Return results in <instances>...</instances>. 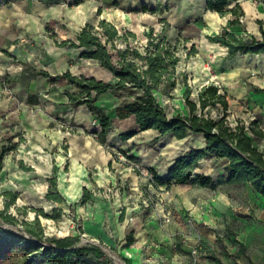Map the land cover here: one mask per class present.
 I'll return each mask as SVG.
<instances>
[{"label":"rangeland","instance_id":"1","mask_svg":"<svg viewBox=\"0 0 264 264\" xmlns=\"http://www.w3.org/2000/svg\"><path fill=\"white\" fill-rule=\"evenodd\" d=\"M236 2L239 6L237 14L221 18L206 10L205 0H105L99 13L90 17V22L95 25L98 20L104 19L116 27H125L133 32L140 42H144L142 33L148 27H153L155 31L164 29L172 42L177 39L189 40L186 46L190 47L193 44L197 54L189 60L182 59L178 72L185 74L186 83L192 90L189 99L196 104L195 114L213 120L223 116L225 120L228 118L232 123L233 120L240 121L245 126L251 121H258L261 126L260 119L249 115V109L244 110L243 107L236 109L227 105L224 110L219 104H215L202 110L199 108L197 94L201 88L216 87L218 93L225 94V100L228 102L223 85L227 83V80L241 75V85L247 87V76L248 78L260 76L264 70V54L258 55L257 58L251 55L228 56L226 51L222 50L223 48L213 47L206 39V36H212L221 31L228 20H237V24L228 28L235 34L246 30L255 36L259 35V28H264V0H237ZM233 5L234 3H230L229 7ZM40 25L30 26L28 30L14 28L17 37L14 40V48H11L13 52L3 53L0 49V57L2 55L11 57L15 54L16 60L26 61L36 69L45 66L48 62L46 69L63 71L64 66L61 63L49 62V56L54 57L49 44L52 43V37L56 41H61L62 36L71 35V29L63 18H58V13L54 9L51 12V19L45 23L44 28L41 29ZM48 52L51 54L49 55ZM82 69V72L93 74L96 80H104L107 83L111 81V78L100 68L88 65L83 66ZM71 72L75 70L72 69ZM6 75V71L0 69V153L5 151L0 171V191L17 193L15 208L27 206L42 210L50 217L59 214L56 219L38 216L45 238L53 240L72 236L76 238V241L71 248L86 247L102 250L105 255L102 262L95 261L94 257L88 254L85 259L86 264H144L139 260L135 262L133 257L125 260L117 254L116 248L122 240L111 239L114 245L110 247L106 239L95 238L93 235L97 230H103L105 234L110 230L106 218V212L109 210L108 201L110 203L115 201L117 204L118 195L124 196L123 203L127 204L131 201L132 197L126 198L130 195L129 179L125 175L127 170L132 172L138 170L137 175L141 179V184H145L147 179L155 178V174L148 168L139 167L138 159L134 155L147 146L156 147L165 156H169L174 146L168 145L167 140L162 141L161 144H155L153 140L148 142V137L152 133L137 132L133 149L104 144L103 151L109 161L97 160L94 157L95 154L92 155L91 146L87 144L99 138L100 128L96 122L97 117L101 113L111 116L113 107L123 100L122 96L108 92L106 97L99 98V104L102 106L99 109L100 112L91 114L84 106L70 108L62 94L57 93L58 85H52V88L49 86L45 89L47 93L40 96L43 100L41 103L30 107L21 106L19 109L15 104V96L12 94ZM182 90L179 86L172 90L174 98L165 96L163 88L154 92L157 103L169 118L176 114L182 116L189 114L187 106L178 98ZM132 131H135V128L130 121L118 127L119 134ZM73 139L77 142L76 147L69 150L70 140ZM191 141L195 142L194 139ZM210 158H212L211 155L206 157L207 165L210 164L217 169L218 162H209ZM100 163L108 167V170L97 167ZM25 168L30 170L27 171ZM51 178L56 180L57 192L66 198V200L63 199V203H56L45 198V192L50 187L48 180ZM84 189L92 193L91 196L99 199L100 202L105 201V207L99 209L95 208L93 203L79 204L78 201ZM166 190L163 188V191H160L157 187L148 185L147 195L141 188L140 197L135 202L140 200V206L143 209L152 211L162 220V215L166 213L164 207L168 208ZM121 207L124 210L122 205ZM15 208L11 207L9 212L18 219L20 217ZM101 216L104 218L102 226ZM33 217V212H28L26 215L27 220H32ZM0 227L28 237L19 224H10L0 219ZM129 232L130 229H126L125 238L128 234H132ZM216 240L219 246L217 257H214V254L200 255L196 248L191 249L194 264H253L240 259L244 250L231 232H216ZM193 250L196 252L193 253ZM126 257L129 258L127 255ZM1 264L45 263L40 259L29 261L25 257L12 254ZM254 264H264V255Z\"/></svg>","mask_w":264,"mask_h":264},{"label":"crops","instance_id":"2","mask_svg":"<svg viewBox=\"0 0 264 264\" xmlns=\"http://www.w3.org/2000/svg\"><path fill=\"white\" fill-rule=\"evenodd\" d=\"M104 3L105 0H81L77 5L74 4L73 0H16L7 5H2L0 6V49L3 53H6V51L12 53L11 48H14V40L17 37L14 28L28 30L30 26L41 24L42 29L45 23L51 19L52 9L58 13V18L64 19L72 32L71 35L62 36L61 41L75 40L80 28L85 23H91L90 17L98 13ZM72 7L74 9H70ZM51 39L52 43L49 44V49H51L50 51L54 57L48 52L50 55L49 62L52 64L55 62L61 63L64 66L63 71L46 69L48 62L45 66L36 69L26 61L16 60L15 57L17 56L15 54H12L13 57L11 56L12 61L9 56L2 55L0 57V69L6 71L8 83L13 96H15V104L19 109L21 106L30 107L41 103L43 100L40 96L47 93L45 89L49 86L52 88V85H58L57 93H61L67 105L74 108L68 103L64 94L66 92L76 93L75 87L64 79L52 84L49 78L38 74L40 71L47 72L51 77L69 71L77 77L95 78L93 74L82 72L83 66L91 65L102 69L111 78L109 84L115 83L114 77L101 68L96 61L80 57L84 51L83 49L57 47L54 44V41H56L54 37ZM211 44L213 47H221ZM221 48L225 50L224 47ZM232 56L248 55L236 54ZM251 56L258 57V55ZM72 69L75 72H71ZM261 73L257 77L248 78L247 76V87L241 85V75L227 80V83L223 85L228 96L227 104L229 107L249 109V115L260 119L262 123L260 128L264 132V93L255 91V89L264 90V70ZM99 81L105 82L104 80ZM53 90H56V88H53ZM106 95L108 93L96 99L94 104L98 109L102 108L99 104V98L106 97ZM81 106L86 107L85 105ZM116 107L117 105L113 107L111 116L106 115L109 119L108 126L103 130L99 127V138L87 143L91 146L92 155L95 154L94 157L97 160L109 161L103 151L104 144L122 149H133L136 135L121 140L118 127L123 125L124 122L130 121L136 130L134 120L131 117L118 119L115 115ZM88 112L91 113L89 110ZM240 119L243 120L242 117ZM141 133H152L148 137V142L156 136L154 130H146ZM192 139L195 140L194 143L191 141ZM164 140H167L168 145L172 144L174 146V150H170L169 156H165L156 147L150 148L147 146L137 155H134L138 159L139 167L148 168L149 171L155 174L156 178L166 177L168 167L190 149L204 148V139L201 134L191 133L180 140L167 135L155 144H161ZM70 141L69 150H73L77 142L75 139ZM253 145L258 151L264 153V137L253 139ZM211 156L212 158L208 161H217V169L210 164L207 165L205 157L193 169L191 177L186 183L171 184L167 188L163 185L157 186L160 191H163V188L167 189L168 208L164 207V209L166 213L170 214V222L168 223H164L157 218L152 211L143 209L140 206V200L135 202L140 197L139 191L143 184H141V179L137 173L127 170L125 175L129 179L128 189L130 195H127L126 198L132 197L131 201L127 204L123 203L122 201L125 200L123 195V197L118 195L117 204H115V201L113 203L108 201L109 210L106 212V218L110 230L106 234L103 230H97L93 237L106 239V243L110 247L114 245L111 239L122 240L116 250L117 254L125 260L133 257L135 262L139 260L144 264H194L190 253L192 248H196L200 255L214 254V257H217L219 246L216 240V232H231V234H234V239L240 243L244 250V254L240 255V259H245L253 264L259 262L261 256L264 255V195L258 194L243 176L227 181L223 169L225 161L217 160L213 155ZM97 167L108 170V167L106 168L103 163H100V166L97 165ZM198 176L209 177L210 181L202 185ZM46 194L47 192H45ZM64 199L66 200L65 197ZM88 203H93L94 207L99 209L105 207V201L100 202L99 199L92 196ZM119 207H121L120 210H118ZM103 220L104 218H102L101 226ZM126 229H130L129 233L132 234H128L125 238ZM89 255L93 256V259L97 262H102L105 257L102 250L99 249Z\"/></svg>","mask_w":264,"mask_h":264},{"label":"trees","instance_id":"3","mask_svg":"<svg viewBox=\"0 0 264 264\" xmlns=\"http://www.w3.org/2000/svg\"><path fill=\"white\" fill-rule=\"evenodd\" d=\"M16 0H0V6L7 5ZM81 0H73L79 4ZM237 0H205L206 10L223 18L227 15L235 16L239 11ZM247 1V0H243ZM230 3H234L229 7ZM99 13V10H98ZM164 24H166L163 21ZM237 20H228L221 31L206 39L213 44L224 47L229 56L232 55H260L264 54V28H259V35L255 36L246 30L235 34L228 30ZM144 42L125 27H116L112 23L100 19L97 23H85L75 36V40L54 41L57 47L81 48V58L94 60L104 70L108 71L115 79L114 84H109L95 78L74 76L69 71L50 76L45 71L39 75L49 78L52 84L60 79L66 80L75 87L76 93H65L68 103L73 107L85 105L87 109L98 114L100 110L95 106L96 99L108 92L122 96L123 100L115 108L118 119L133 118L135 131L119 134L121 140H126L137 132L154 130L157 142L164 136L170 135L180 140L188 134H201L204 139V148L190 149L177 158L169 167L166 177L147 179L142 185L143 193H147L148 185L154 187L171 184H184L189 181L192 171L199 161L209 155L217 160H224V171L227 181L238 176H243L254 190L264 195V153L258 151L253 145V139L264 137L258 121H251L246 126L236 122L234 127L229 126L224 117L213 120L209 117L196 115V104L189 98L191 88L186 83L184 73L178 72L181 60H189L197 54L193 44L186 46L187 39L172 42L164 29L155 31L148 27L142 33ZM181 87L182 93L178 97L189 110L187 116L176 114L169 118L163 108L157 103L154 92L164 89V95L174 98L172 90ZM264 93V90L255 89ZM200 110L207 106L219 104L224 110L227 108L225 94L218 93L214 86L203 87L197 94ZM103 130L109 124L108 117L101 113L96 121ZM100 134H98L99 137ZM13 149V147L11 148ZM5 151L0 153V171L2 158ZM29 171V168H25ZM138 173V170H134ZM201 184L210 181L209 177L198 176ZM50 187L45 198L56 203H63V197L57 192L56 180H48ZM92 193L83 190L79 204L90 201ZM17 193L13 191H0V219L10 224H19L28 237L17 235L14 232L0 227V264L12 254L25 257L29 261L40 259L45 264H86L87 255L97 252L94 248H71L75 237L67 236L62 239L49 240L44 237L39 224L38 216L56 219L59 214L48 216L42 210L23 206L15 208ZM15 208L20 218L9 212ZM28 212H33L32 220H27ZM36 242H35V241ZM45 242L54 244L45 245Z\"/></svg>","mask_w":264,"mask_h":264},{"label":"built area","instance_id":"4","mask_svg":"<svg viewBox=\"0 0 264 264\" xmlns=\"http://www.w3.org/2000/svg\"><path fill=\"white\" fill-rule=\"evenodd\" d=\"M226 123L229 125V126H231V127H234L235 125H236V121L235 120H233L234 122L232 123L228 118H226ZM145 195H147V193L145 194ZM162 221L164 222V223H168V222H170V214L169 213H165V214H163L162 215ZM194 252H196L195 250H193V253Z\"/></svg>","mask_w":264,"mask_h":264},{"label":"water","instance_id":"5","mask_svg":"<svg viewBox=\"0 0 264 264\" xmlns=\"http://www.w3.org/2000/svg\"><path fill=\"white\" fill-rule=\"evenodd\" d=\"M58 189V188H57Z\"/></svg>","mask_w":264,"mask_h":264}]
</instances>
